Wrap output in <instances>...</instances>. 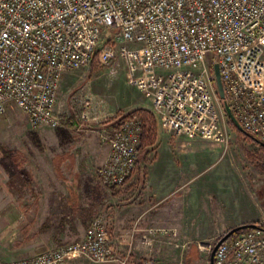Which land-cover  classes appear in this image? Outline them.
Segmentation results:
<instances>
[{
    "label": "built area",
    "instance_id": "1",
    "mask_svg": "<svg viewBox=\"0 0 264 264\" xmlns=\"http://www.w3.org/2000/svg\"><path fill=\"white\" fill-rule=\"evenodd\" d=\"M209 53L220 67L224 99ZM95 60L123 69L173 136L228 146L226 102L244 129L264 143V0H0V115L15 104L34 126H60L56 106L63 77ZM141 131V119L133 115L104 135L111 148L99 174L109 190L135 171ZM160 232L144 230L141 246L151 251ZM214 246L200 249L211 252ZM82 258L132 264L129 255L118 256L102 214L81 241L0 258V264H72ZM214 262L264 264V228L231 236L217 248Z\"/></svg>",
    "mask_w": 264,
    "mask_h": 264
},
{
    "label": "crops",
    "instance_id": "2",
    "mask_svg": "<svg viewBox=\"0 0 264 264\" xmlns=\"http://www.w3.org/2000/svg\"><path fill=\"white\" fill-rule=\"evenodd\" d=\"M155 120V144L147 149L141 147V153L150 159L149 162L140 164L138 170L136 167L123 186L111 190L105 187L99 174L111 148L109 140L104 137V129L98 130L99 134H77L75 123L70 120L72 124L64 128L68 131V138L63 141L57 135L66 146L51 153V164L46 165L45 173L38 172L37 175L27 169L33 183L41 182L37 183L42 193L36 198L34 212L31 205L7 202L10 177L1 163L3 152L0 150V258L24 257L46 248L81 241L89 227L86 226L89 217L86 214L96 213L107 220L110 238L120 258L129 255L132 264L162 261L159 259L162 236L167 232L173 236H191L184 232L182 224H175L173 220L194 196L195 206L204 219H211L215 212L226 216L233 211L236 213L211 235L218 236L237 225L262 219L259 195L247 199V191L239 189L231 193L228 188L224 190L217 184L238 183L231 181L230 154L224 155L226 163H217L221 154L210 151L209 156L205 155L208 158L196 166L198 150L192 146L196 142L167 133L156 116ZM187 141L191 146L181 147ZM233 177L238 179L237 172ZM217 186V192H208V188ZM208 195L212 196L211 201H208ZM231 196L233 200H230ZM214 197L218 200L213 201L215 204L212 202ZM72 226L77 229H71ZM148 229L161 231L151 251L140 244L142 232ZM194 245L188 247L185 243L180 260L186 264H203L201 259L200 262L188 259ZM200 245L199 242V251ZM72 264L93 263L82 258Z\"/></svg>",
    "mask_w": 264,
    "mask_h": 264
},
{
    "label": "rangeland",
    "instance_id": "3",
    "mask_svg": "<svg viewBox=\"0 0 264 264\" xmlns=\"http://www.w3.org/2000/svg\"><path fill=\"white\" fill-rule=\"evenodd\" d=\"M213 58L214 54L209 53L208 63L210 65H213ZM61 90L62 93L56 106V113L60 116V119L62 117L70 118L75 123L77 134H86L88 132L94 134L98 133L97 131L100 129H104L105 134H110L122 117L133 110L142 108L152 111L151 104L144 94L128 83L123 69L102 66L97 60L84 69L66 73L61 82ZM86 100L91 102L89 106H85L84 101ZM225 121L230 135L228 146L206 139L183 138L196 142L192 145L194 146L193 148L198 150L195 158L196 166H199L201 161L207 159L208 157L205 155L209 156L211 152L221 154L217 159V163H226L224 155L230 154L228 164L231 181L238 183L217 184H220L224 190L228 188L232 191L231 193H235L239 189L245 190L249 195L246 196L247 199H252L253 196L259 195L261 198L262 219L257 222H264V149L261 148L258 141L246 138L239 133L230 118H225ZM32 131H37L40 134L42 147L39 148L33 141L31 137ZM188 143L187 141L185 146L181 147H190L191 145ZM0 145L17 152L20 159L24 162V166L37 175L38 172L45 173L46 165L51 164V153H56L66 146L61 143L60 138L57 136V127L54 128L46 124L32 125L27 114L15 104H10L6 112L0 115ZM149 160L142 152L136 170L140 168V164L143 165ZM234 172H237L238 179L233 177ZM37 183L41 182L35 183L34 181L31 189L21 180L15 184L7 183V202L11 204L21 203L25 204V206L31 205L34 212L36 198L42 193ZM202 190L205 191L203 188ZM211 190L217 192L219 187L208 188V192ZM234 197L237 198V196ZM186 198L188 199V197ZM195 198L194 196L173 220L175 224H182L184 232L191 236L178 234L171 237L168 232L166 236H162L160 244L161 256L159 258L162 261L180 260L181 249L185 243L188 244V247L193 243L195 245L190 250L188 259L190 261L197 260L198 262L201 259L203 264H210L211 252L206 249L199 251V242L203 247L214 246L218 238L225 232L218 236L211 235V233L218 231L223 222L231 219L236 214L233 211L227 217L226 214L219 215L220 212H215L211 215V219H204L202 217L203 214L195 206ZM207 198L208 201H211L212 196L208 195ZM233 199L231 196L230 200ZM213 201L217 202V197H214ZM213 204L215 203L213 202ZM216 211H219V209ZM27 212L30 213L29 208ZM95 214H86L87 217L89 216L87 227L97 216ZM53 222L57 221L53 220ZM71 229L76 230L77 228L72 226ZM200 252L202 255H200ZM32 254L34 253L29 255ZM90 262L93 264H108Z\"/></svg>",
    "mask_w": 264,
    "mask_h": 264
},
{
    "label": "trees",
    "instance_id": "4",
    "mask_svg": "<svg viewBox=\"0 0 264 264\" xmlns=\"http://www.w3.org/2000/svg\"><path fill=\"white\" fill-rule=\"evenodd\" d=\"M138 115L142 122V131H141V147L147 149L155 144L157 138V123L155 120L154 113L151 110L147 109H135L130 112L128 115L122 117V120L129 116ZM73 118V117H72ZM70 118L62 117L60 126L57 127V135L61 137L64 141L68 138V131L64 129L66 126L71 125ZM236 130L241 133L244 137L256 140L254 135H251L248 132H243L236 128ZM31 137L35 144L40 148L42 147V142L40 139V135L37 131L31 132ZM257 141V140H256ZM261 148L264 149V145L260 143ZM0 150L3 152V156L1 158V163L9 174V184H15L17 181H23L27 187L31 189L33 178L31 173L24 166V162L20 159L17 152L14 150L0 146ZM261 227L264 228V222H257ZM245 230V229H243ZM242 231V230H240ZM240 231L234 233L233 235L239 233ZM232 235V236H233ZM221 237V236H220ZM219 237V238H220ZM218 238V240H219ZM217 240V241H218ZM216 244V243H215ZM214 244V245H215Z\"/></svg>",
    "mask_w": 264,
    "mask_h": 264
},
{
    "label": "water",
    "instance_id": "5",
    "mask_svg": "<svg viewBox=\"0 0 264 264\" xmlns=\"http://www.w3.org/2000/svg\"><path fill=\"white\" fill-rule=\"evenodd\" d=\"M213 69H214V73H215V79H216V83H217V88H218V92L219 95L222 99L225 98V90H224V85H223V81H222V77H221V71H220V67L219 64L216 62L213 65ZM225 108L227 111V114L230 118V120L233 122V124L235 125V127L243 132H247L244 127L241 125V123L238 121V119L235 117V115L232 113L229 105L225 102ZM249 133V132H248ZM252 135V134H251ZM256 140L263 144V142H261L258 138H256ZM260 225L257 222H250V223H245V224H241V225H237L231 229H229L227 232H225L220 238L219 240L216 242L214 248L211 251V255H210V262L211 264H215L214 262V258H215V253L217 248L227 239H229L234 233L243 230V229H248V228H259Z\"/></svg>",
    "mask_w": 264,
    "mask_h": 264
}]
</instances>
